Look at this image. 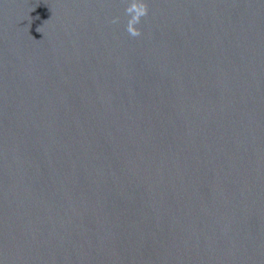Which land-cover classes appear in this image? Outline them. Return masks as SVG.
I'll return each mask as SVG.
<instances>
[{
    "label": "water",
    "instance_id": "1",
    "mask_svg": "<svg viewBox=\"0 0 264 264\" xmlns=\"http://www.w3.org/2000/svg\"><path fill=\"white\" fill-rule=\"evenodd\" d=\"M133 2L0 0V264H264V0Z\"/></svg>",
    "mask_w": 264,
    "mask_h": 264
},
{
    "label": "clouds",
    "instance_id": "2",
    "mask_svg": "<svg viewBox=\"0 0 264 264\" xmlns=\"http://www.w3.org/2000/svg\"><path fill=\"white\" fill-rule=\"evenodd\" d=\"M146 13L147 9L143 4L142 0H139V2L131 3L130 6L125 9V14L129 16V21L127 25V31L129 35L136 37L140 34L139 31L134 28V25L138 24L140 18L146 15Z\"/></svg>",
    "mask_w": 264,
    "mask_h": 264
}]
</instances>
